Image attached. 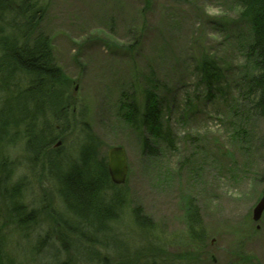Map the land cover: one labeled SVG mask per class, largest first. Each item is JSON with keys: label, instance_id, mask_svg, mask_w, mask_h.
<instances>
[{"label": "rangeland", "instance_id": "rangeland-1", "mask_svg": "<svg viewBox=\"0 0 264 264\" xmlns=\"http://www.w3.org/2000/svg\"><path fill=\"white\" fill-rule=\"evenodd\" d=\"M212 2L222 4L226 15L205 16L203 6ZM38 3L41 20L32 37L49 39L53 63L66 78L58 89L59 111L68 115L60 124L56 119L63 135L50 150L52 173L42 161L18 170L28 188L24 204L36 211L39 223L33 238L42 230H59L49 220L64 211L58 172H66L86 138L93 136L107 166L113 147L124 148L127 157L128 175L121 188L125 204L115 229L117 264L123 257L132 264L134 251H146L150 243L159 252L149 264H264V212L258 221L253 218L264 197V119L243 113L232 92L228 99L219 94L206 98L196 75L206 52L228 66L246 64L242 48L250 43V30L237 0ZM152 73L160 81V98L170 102L167 123L175 145L171 150L162 144L158 156L142 152L141 135L123 118L131 96L143 103L144 80ZM229 78L231 88L238 79ZM25 154L21 142L10 156L21 163ZM137 209L151 221L150 228L136 225ZM0 219V224H13L4 221V214ZM54 231L50 236L58 247ZM98 248L104 257L107 251ZM71 254L75 257L73 250ZM39 257L38 264H52L51 252ZM65 258L73 262L69 255Z\"/></svg>", "mask_w": 264, "mask_h": 264}, {"label": "trees", "instance_id": "trees-1", "mask_svg": "<svg viewBox=\"0 0 264 264\" xmlns=\"http://www.w3.org/2000/svg\"><path fill=\"white\" fill-rule=\"evenodd\" d=\"M237 2L240 17L250 30V43L242 48L246 64L228 66L206 52L198 60L196 75L206 98H215L217 94L227 98L232 92L243 113H254L264 119V0ZM40 11L38 0H0V215L4 214V221L13 223L10 227L0 224V264H22L25 259L38 264L42 261L39 256L46 252L52 253V264H117L120 255L115 229L119 230L125 196L121 192L123 186L112 183L106 162L98 153L99 141L93 136L86 138L78 159L70 163L66 172H58V192L64 211L58 218L51 214L49 220L59 224V230H42L33 238L36 229L33 227L39 223L34 218L36 211H29L24 204L28 188L18 170L22 165L42 161L43 168L52 173L55 167L50 150L63 135L55 124L57 120L60 124L63 117L66 120L68 115V111L63 114L59 111L58 89L66 85V78L53 63L49 39L32 37L41 20ZM229 76L238 79L231 88ZM144 83L143 103L138 104L135 96H131L123 118L141 135L142 152L158 156L162 144L175 149L167 123L170 102L160 98V81L154 73ZM21 142L26 154L25 162L20 163L10 155ZM55 154L59 151L55 150ZM134 217L139 227H151V221L142 217L139 209L134 210ZM50 231L57 232L60 246L56 247ZM98 246L111 254L105 252L100 258L103 252ZM146 246V251H134L132 264H149L155 259L159 249L153 248L152 243ZM113 252L117 258L112 256ZM66 255L73 262H65ZM125 263L123 257L121 264Z\"/></svg>", "mask_w": 264, "mask_h": 264}, {"label": "water", "instance_id": "water-1", "mask_svg": "<svg viewBox=\"0 0 264 264\" xmlns=\"http://www.w3.org/2000/svg\"><path fill=\"white\" fill-rule=\"evenodd\" d=\"M108 173L111 181L121 186L126 182L128 175L127 157L122 147H113L108 151ZM264 212V197L254 209V220L258 221Z\"/></svg>", "mask_w": 264, "mask_h": 264}, {"label": "clouds", "instance_id": "clouds-1", "mask_svg": "<svg viewBox=\"0 0 264 264\" xmlns=\"http://www.w3.org/2000/svg\"><path fill=\"white\" fill-rule=\"evenodd\" d=\"M203 12L204 15L207 17H222L226 15V9L225 7L217 2H212V3H205L203 6ZM209 35H215L214 33H209Z\"/></svg>", "mask_w": 264, "mask_h": 264}]
</instances>
